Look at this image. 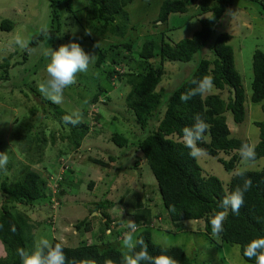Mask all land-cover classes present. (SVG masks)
<instances>
[{"label": "trees", "instance_id": "obj_1", "mask_svg": "<svg viewBox=\"0 0 264 264\" xmlns=\"http://www.w3.org/2000/svg\"><path fill=\"white\" fill-rule=\"evenodd\" d=\"M85 1L84 17L80 19L84 21V32L88 33L90 38L112 36L123 39L125 37L129 24V15L125 7L134 0ZM193 1L164 0L159 8L156 23L159 22L166 26L171 14L186 13ZM233 1L216 0L213 5L204 1L200 5V15L208 14V16L199 20L200 30L193 33L190 38L176 43L165 41L167 30H164L160 34L159 43L152 39L146 40L137 51H135L133 40L112 43L107 48L98 49L94 66L98 69V76L105 81V87L97 86L90 105L98 104L101 97L107 96L106 98L109 99L108 94L114 89L115 81L120 82L125 88L129 87L124 106L133 115L131 119L133 127L129 136L135 139L129 144L127 137L115 132L110 134V142L119 148H133L135 153L141 154L145 159L156 180L165 215L169 218L170 224L176 226L177 223L185 221H201L210 245L220 246L223 243L238 245L242 258L254 264V260H248L243 256V248L251 240L264 237V167L258 171H245L244 179H250L252 184L250 189L244 193V204L239 214H233L230 209L228 210L223 221V231L216 237L212 235L210 218L214 212L224 210L220 207V201L238 185L242 186L244 180L234 175L225 189L217 177L204 176L196 157L189 155L190 150L182 141V129L190 127L194 123V116L199 114L209 125V129L197 146L203 149L205 154L217 158L227 171L233 170L241 161L236 150L242 143H249V141L232 136L225 117V113L230 112L236 124H241L245 118V93L241 76L235 69L233 49L229 45L231 36L224 32L216 34L211 47L214 58L200 60L190 76L168 98H163V93L156 90L165 74L164 64L166 62H189L215 33L217 23ZM247 1L258 4L264 11V0ZM61 3L74 16L72 0H49L50 28L33 35L19 55L14 53L3 59L0 63V82L8 81L11 67L26 63L29 52L39 43L49 39L54 40L61 34L63 26L59 11ZM12 28V22L9 20L4 19L0 22L1 31L10 32ZM16 55L19 59H16V63L11 66L10 61ZM252 70L250 100L253 103H260L264 100V52L256 50L253 53ZM205 75L213 78L215 89L228 92L227 100L220 94H208L206 96L197 95L187 102H182L181 94L195 87L192 81L199 80ZM233 88L235 89V100L232 97ZM30 92L40 104L49 106L52 116L63 129L67 128L68 132L63 134L62 138L66 139L76 152L88 136L96 134L97 127L102 121L99 108L93 113V118L89 109L84 113V119L79 118L80 122L77 125H66L62 117L72 114L52 103L35 89ZM261 110L264 113V104L261 105ZM37 111L33 107L28 109L29 116L22 124V135L16 138L21 146L27 147V144L33 142L36 152L46 143L45 138H40L44 135L43 132L34 133L33 128L31 130L30 116L33 117ZM91 120L94 121L93 125H90ZM254 125L259 130V141L255 145L256 159L252 162L264 158V121L254 122ZM220 153L229 156L228 160L219 158ZM120 159L113 155H109L107 161L88 157L90 163L101 169L109 168L110 163L119 162ZM29 160L33 162L31 158ZM137 166L138 163L135 160L132 167ZM13 167L14 163L11 162L6 168L11 170ZM70 167L68 166L65 172L63 170L59 175L52 172L45 177L38 172H26L22 168L23 175L17 180L13 179L16 182L12 181L11 184L6 171L0 170L4 175L1 177L2 180L0 178V192L3 194V199L0 201V242L4 247V249L0 248L4 251L0 256V264H21V259L17 255L18 248L33 251L35 242L31 243L28 236L35 229V224L39 223L34 222V219H30L29 215L25 214L24 207H33L34 201L37 202L42 198H50L52 211L56 208V206L53 207L56 200L58 208L61 207V198L67 194L66 184L70 186L69 182L80 181L76 177L68 181V176L74 174V170ZM128 169L131 167L129 166ZM92 185L94 183L91 182L90 187ZM133 193L130 196H133ZM135 194L137 195L134 196L139 195ZM119 204L125 207L128 216L137 224L136 238L143 239L150 255L166 254L178 260L179 264H194L183 248H165L153 241L150 229L153 227L154 220L163 214L159 216L154 213L153 215L149 206L140 201H130L124 198ZM115 205L109 199L98 200L93 203L94 209L90 211V213H96V216L75 223V233L89 232L92 234L93 242L88 243L85 239L80 241L76 247H67L55 237L51 243L62 245L67 261L79 262L83 259H93L96 264H104L106 259H111L114 264H123L124 254L113 245V242L120 243L128 229L125 223H121L123 228L115 232L111 231L112 221L109 210ZM21 207H23V214L17 213L22 211ZM97 214L100 215L101 227L97 231L98 234H95L92 221L97 219ZM53 217L52 215L47 220L50 225ZM110 237L113 238V242ZM139 250L138 247L136 251Z\"/></svg>", "mask_w": 264, "mask_h": 264}, {"label": "rangeland", "instance_id": "obj_2", "mask_svg": "<svg viewBox=\"0 0 264 264\" xmlns=\"http://www.w3.org/2000/svg\"><path fill=\"white\" fill-rule=\"evenodd\" d=\"M163 1L134 0L127 5L125 11L129 15V24L123 39L112 36L90 38L89 34L84 32V21L80 19L84 17L86 1L72 0L74 16L61 3L59 7L63 25L61 34L54 40L49 39L39 43L29 52L26 63L11 67L8 81L0 82V152H6L8 164L14 163L11 170L7 168L5 170L9 176V183L11 184L13 179L20 178L23 170L38 172L45 177L52 172L59 175L63 170L65 172L68 166L74 170V174L68 176V181L75 177L80 180L69 182L70 186L66 184L67 194L61 198L62 205L59 208L56 200V204H53V207L56 206L54 211L50 208V198L34 201L33 207H24L25 214L39 223L35 224V229L28 236L31 243L35 242L33 250L42 239H47L51 243L55 237L67 247H76L85 239L88 243L93 242L91 233H75L74 225L82 219L96 216V213H90V211L94 209L93 203L98 200L109 199L116 204L109 210L112 221L111 231L115 232L123 228L121 223L126 224L128 220H132L125 207L119 204L120 200L125 198L148 205L153 215L154 213L159 216L163 214L154 220L153 227L150 229L153 241L165 248H183L194 264H251L242 258L238 245L226 243L220 246L210 245L201 221H185L177 223L176 226L170 224L169 218L165 215L156 180L145 159L141 154L135 153L133 148H119L110 142V134L115 132L127 137L129 144L135 139L129 136L133 127L131 120L133 115L124 106L129 87L125 88L120 82L115 81L114 89L108 94L109 99L106 98L107 96L101 97L98 104L90 105L97 86L105 87V81L98 76V69L94 66L98 49L107 48L112 43L133 40L135 51H137L146 40L152 39L159 43L160 34L164 30H167L165 41L168 43L190 38L193 33L200 30L199 20L208 16V14L200 15V5L204 1H207L209 5L216 2V0H194L186 13L171 14L168 24L164 26L159 22L156 23ZM4 19L12 22L13 28L10 32L0 30V63L9 55L14 53L19 55L33 35L50 28L49 0H0V22ZM222 32L231 36L229 45L233 49L235 69L241 76L245 93L244 121L236 124L233 122L231 113L226 112V123L232 136L247 139L255 146L259 141V130L254 122L264 121V113L261 110L264 100L260 103H253L250 100L253 76L252 55L256 50L264 52V11L258 4L247 0H234L217 23L215 33L189 62L164 64L165 74L156 90L163 93V98H168L190 76L200 60H212L214 58L211 51L212 44L216 34ZM70 42L78 43L85 53L94 58L86 72L77 73L76 83L65 89L63 102L57 105L72 115L78 113L79 118L82 119L89 109L93 118V113L99 108L102 117L96 134L88 136L77 152L66 139L62 138V135L68 132L67 128L63 129L52 116L49 106L40 104L30 92L35 89L41 94L38 85L47 79L45 71L49 59L47 52L50 49L58 50L61 45ZM134 56L136 58V55ZM18 57L13 56L10 61L11 66L16 63ZM210 94H220L226 100L228 98L226 90L220 91L215 87ZM30 107L38 110L33 117L30 116L31 130L33 128L34 133L43 132L44 135L40 138L46 139V143L37 152L34 151L33 142L26 147L23 143L21 146L16 141V138L22 135V124L29 116ZM93 122L91 120L90 125H93ZM109 155L121 159L119 162L110 163L107 169H101L88 161L89 156L107 161ZM219 158L228 160L229 156L220 153ZM196 159L203 175L217 177L225 189L235 175L234 170L238 167L244 171H258L264 167V158L252 163L242 164L240 161L233 170L229 171L224 169L217 158L205 153ZM135 160L139 164L136 168L132 167ZM129 166L131 169H128ZM3 176L0 171V178ZM91 182L94 183L92 187H90ZM133 192L139 195L134 196L137 194ZM132 193L133 196H130ZM2 199L3 194L0 192V201ZM20 209L22 211L17 213L23 214V207ZM128 210L131 209L128 208ZM52 215L54 217L50 220L52 223L50 225L47 220ZM97 216V219L92 221L95 234H98L97 231L101 227L100 215L97 214ZM134 237L136 238V233ZM110 239L114 241L112 237ZM113 245L123 254L127 252V249L122 246L123 240L118 244L113 242ZM0 248L4 249L1 242ZM3 253L4 251L0 250V256Z\"/></svg>", "mask_w": 264, "mask_h": 264}, {"label": "clouds", "instance_id": "obj_3", "mask_svg": "<svg viewBox=\"0 0 264 264\" xmlns=\"http://www.w3.org/2000/svg\"><path fill=\"white\" fill-rule=\"evenodd\" d=\"M48 62L45 66L47 79L38 85V90L45 98L54 104L63 102L65 89L76 83L77 73L86 72L94 56H89L78 43L70 42L61 45L58 50L50 49L47 52ZM195 87L185 93H182L180 100L187 102L194 96H204L210 94L214 89L213 78L205 75L199 80H193ZM75 116V118H73ZM66 125H77L80 122L79 114L65 115L62 117ZM209 125L197 114L194 116V123L190 127L182 129V140L185 147L192 157H198L204 154V150L199 148L198 142H201L208 132ZM241 158V163H249L256 159L255 146L247 142L242 143L236 150ZM8 164V155L6 152H0V170H6ZM139 165V164H138ZM234 174L244 180L243 185H238L233 191L227 193L220 201V207L223 211L214 212L210 218L212 235L218 237L223 231V221L228 210L233 214H239L240 208L244 204V193L251 187V180L244 179L245 171L242 168L234 170ZM128 231L123 238V247L127 252L123 256V264H179L175 258L160 254L152 256L143 239L134 237L137 231V224L128 220L126 222ZM139 247V251L136 249ZM17 255L21 259V264H96L93 259H83L79 262L67 261L63 247L60 243L54 245L47 239H42L35 247V250L29 252L24 248L17 249ZM243 256L248 260H254V264H264V237L251 240L243 248ZM104 264H114L111 259H106Z\"/></svg>", "mask_w": 264, "mask_h": 264}, {"label": "water", "instance_id": "obj_4", "mask_svg": "<svg viewBox=\"0 0 264 264\" xmlns=\"http://www.w3.org/2000/svg\"><path fill=\"white\" fill-rule=\"evenodd\" d=\"M232 97H233V100H235V89L234 88L232 89Z\"/></svg>", "mask_w": 264, "mask_h": 264}]
</instances>
